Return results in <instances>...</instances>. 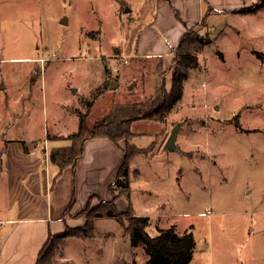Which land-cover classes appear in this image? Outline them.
Wrapping results in <instances>:
<instances>
[{"label":"rangeland","instance_id":"374dc122","mask_svg":"<svg viewBox=\"0 0 264 264\" xmlns=\"http://www.w3.org/2000/svg\"><path fill=\"white\" fill-rule=\"evenodd\" d=\"M160 3L0 0V170L11 139L47 151L71 145V138L54 134L78 130L83 115L93 127L114 105L158 108L162 87L169 90L181 70L176 53L161 60L133 53ZM195 31L191 38L210 42L183 98L157 117L132 119L131 141L141 149L156 146L131 161L130 196L121 208L132 204L136 215H151V235L157 226L192 229L202 264H264V10L215 15ZM178 123L180 150H168ZM77 227L51 240L56 263L72 264L65 245L82 234ZM127 238L119 255L146 262L145 244L134 249Z\"/></svg>","mask_w":264,"mask_h":264},{"label":"crops","instance_id":"0c3cea01","mask_svg":"<svg viewBox=\"0 0 264 264\" xmlns=\"http://www.w3.org/2000/svg\"><path fill=\"white\" fill-rule=\"evenodd\" d=\"M259 1L161 0L156 7L154 19L143 25L133 55L147 59L167 58L175 53L178 43L190 30L198 28L201 31L215 15L249 14L251 12L234 10L250 7ZM122 3L121 9L126 5L125 1ZM263 10L264 8L260 11ZM205 17L206 23L203 24ZM74 132L67 135L56 132L54 135L67 138ZM86 140L83 156L75 170L71 165L60 169L57 163H53L49 156L52 149H43L42 152L34 149L26 153L23 141L27 140L14 138L7 142L3 153L7 157V164L0 170V185L4 187L3 203L0 204V264H37L39 254L52 234L65 230L68 225H85L87 216L81 213L90 203L96 207L101 201L115 200L120 211L129 210L130 206L122 209L121 204L130 194L120 195L119 189L112 190L125 161L127 142H115L100 136ZM4 171L6 178L1 182ZM73 198L76 201L70 207ZM138 215L149 216L148 226L152 223L151 215ZM94 223V236H78L66 243L67 261L72 264H89L95 261L102 264L104 259L111 264L118 261L121 264L136 262L133 257L130 260L119 255V250L125 248L124 241L129 239L125 226L117 218L101 216ZM171 226L176 227V224ZM171 226L157 228L160 231ZM131 245L132 248H137L133 243ZM214 257L213 250L210 252L212 262ZM148 259L137 264H146ZM195 260L196 264L201 263V259L193 255L190 264Z\"/></svg>","mask_w":264,"mask_h":264},{"label":"trees","instance_id":"16d2710c","mask_svg":"<svg viewBox=\"0 0 264 264\" xmlns=\"http://www.w3.org/2000/svg\"><path fill=\"white\" fill-rule=\"evenodd\" d=\"M264 8V0H260L258 3L245 7L242 9H236L237 12H251L256 13ZM207 17L203 19V24L206 23ZM195 29L190 30L180 40L175 53L179 60V66L181 70L173 72L172 86L169 90L164 84L162 98L156 102L157 109L150 111L144 110L141 107L134 108V104L129 106H116L114 105L113 110L107 120L99 121L92 127L87 124L86 118L83 115L80 121V127L78 131L70 134L67 138L73 140L69 146L54 147L50 153V159L54 163L63 169L67 166H72L75 170L79 159L83 156L84 145L86 139L91 137H108L115 142H119L121 139L126 138L128 140L127 148L125 150L126 157L125 161L121 166L118 177L112 185V190L119 189L120 195H129L131 189V161L137 155L149 150H152L156 146V141L150 147L144 149L139 148L134 142L131 141L133 134V123L132 119L136 116H146L147 118H154L167 112L173 108V105L184 95V84L190 77V71L192 68L200 66L199 53L205 49L207 43L210 41H199L190 37ZM147 106V105H145ZM134 114V116H132ZM125 115L123 119H114ZM25 146V152L30 153L31 149L27 141H23ZM54 182V181H53ZM71 206L75 204V198L72 199ZM71 209V208H69ZM68 211V210H67ZM70 211V210H69ZM84 212L87 215V221L85 225L77 227L80 231L79 237L87 238L95 235V223L94 220L101 216L117 218L126 229V233L130 237L131 243L139 245L144 243L149 259L146 264H190L193 260L195 252L196 241L193 231H186L183 234L177 232L176 227L171 226L169 228H162L157 235H151L147 230V226L150 223L149 216H139L133 211L132 204L128 211H120L116 205L115 200L101 201V203L94 207L88 208ZM83 214V212L81 213ZM65 233L52 234L48 241L45 243L42 251L39 254L37 264H59L53 259L54 249L50 246L51 240L57 236H64ZM135 264V263H134ZM137 264V263H136Z\"/></svg>","mask_w":264,"mask_h":264},{"label":"water","instance_id":"95a60500","mask_svg":"<svg viewBox=\"0 0 264 264\" xmlns=\"http://www.w3.org/2000/svg\"><path fill=\"white\" fill-rule=\"evenodd\" d=\"M129 9V8H128ZM118 85L117 82H113L112 86L115 88ZM181 129V124L178 123L174 126V128L171 131V134L169 135V139L167 140L165 144V148L168 150H180V146L177 143V136Z\"/></svg>","mask_w":264,"mask_h":264}]
</instances>
